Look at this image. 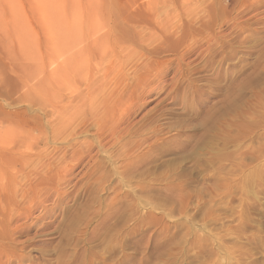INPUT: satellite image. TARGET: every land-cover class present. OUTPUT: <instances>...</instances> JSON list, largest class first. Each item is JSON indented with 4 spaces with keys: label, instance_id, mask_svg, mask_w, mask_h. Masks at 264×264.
I'll return each instance as SVG.
<instances>
[{
    "label": "rangeland",
    "instance_id": "obj_1",
    "mask_svg": "<svg viewBox=\"0 0 264 264\" xmlns=\"http://www.w3.org/2000/svg\"><path fill=\"white\" fill-rule=\"evenodd\" d=\"M0 264H264V0H0Z\"/></svg>",
    "mask_w": 264,
    "mask_h": 264
}]
</instances>
